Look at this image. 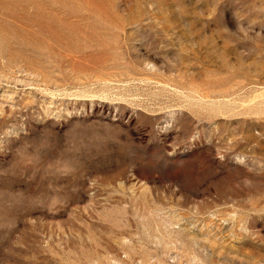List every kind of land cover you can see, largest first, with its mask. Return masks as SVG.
Listing matches in <instances>:
<instances>
[{"label": "rangeland", "instance_id": "1", "mask_svg": "<svg viewBox=\"0 0 264 264\" xmlns=\"http://www.w3.org/2000/svg\"><path fill=\"white\" fill-rule=\"evenodd\" d=\"M0 264H264V0H0Z\"/></svg>", "mask_w": 264, "mask_h": 264}]
</instances>
